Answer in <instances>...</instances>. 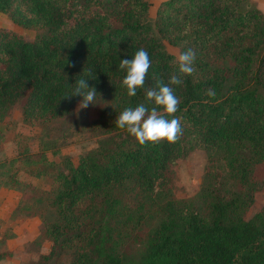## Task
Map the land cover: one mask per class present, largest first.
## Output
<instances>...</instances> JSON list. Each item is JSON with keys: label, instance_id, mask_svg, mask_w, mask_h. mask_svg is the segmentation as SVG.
Masks as SVG:
<instances>
[{"label": "trees", "instance_id": "obj_1", "mask_svg": "<svg viewBox=\"0 0 264 264\" xmlns=\"http://www.w3.org/2000/svg\"><path fill=\"white\" fill-rule=\"evenodd\" d=\"M0 12L36 31L26 40L0 27V120L15 107L45 126L80 114L103 136L76 161L43 158L38 174L50 186L36 189L28 210L42 219L35 241L50 251L32 264H264V205L248 217L264 191L261 8L162 0L152 17L149 0H0ZM168 44L196 54L193 71L172 85L178 105L170 115L182 131L175 141L141 144L114 120L176 72ZM139 47L151 64L130 97L119 58ZM88 70L95 103L79 108L78 95H64ZM199 147L207 156L200 189L181 198L173 166Z\"/></svg>", "mask_w": 264, "mask_h": 264}, {"label": "rangeland", "instance_id": "obj_2", "mask_svg": "<svg viewBox=\"0 0 264 264\" xmlns=\"http://www.w3.org/2000/svg\"><path fill=\"white\" fill-rule=\"evenodd\" d=\"M149 1L154 17L162 0ZM252 2L264 12V0ZM0 27L18 32L26 40H32L36 33L34 28L15 22L3 12ZM167 46L171 53L179 54L176 47ZM90 116L93 117V112ZM84 122L77 114L46 126L31 124L25 120L21 107H15L0 120V253L5 254L0 264H32L50 251L48 243L35 241L42 219L28 210V205L37 201L34 194L37 188L50 186L48 176L38 174L43 158L59 161L69 155L76 161L81 153L97 146L103 136L96 135ZM206 166V152L200 147L175 163L177 196L188 198L199 191ZM263 205L264 191H260L248 217Z\"/></svg>", "mask_w": 264, "mask_h": 264}, {"label": "clouds", "instance_id": "obj_3", "mask_svg": "<svg viewBox=\"0 0 264 264\" xmlns=\"http://www.w3.org/2000/svg\"><path fill=\"white\" fill-rule=\"evenodd\" d=\"M195 55L192 48L180 51L175 57L177 70L174 74L169 75L168 82L165 83L162 79L157 78L154 86L145 88V102L136 103L134 106H124L116 114L114 122L117 127L125 129L141 144L161 139L175 141L182 131V125L179 116L170 115L177 111L178 105V97L172 85L180 84L182 76L193 71ZM150 64L149 53L143 47L137 48L127 58H119L118 67L124 72L121 84L126 89L128 96H134L137 89L144 86L145 75ZM89 78H93L91 70L84 72L78 78L75 77L71 82L70 94L64 95H78L79 108H86L89 104L95 103L97 89L88 83ZM206 91L209 96L215 95L214 89ZM165 113L169 115L166 116Z\"/></svg>", "mask_w": 264, "mask_h": 264}]
</instances>
